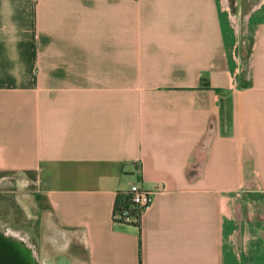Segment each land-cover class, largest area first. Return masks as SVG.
Instances as JSON below:
<instances>
[{
    "label": "crops",
    "instance_id": "1",
    "mask_svg": "<svg viewBox=\"0 0 264 264\" xmlns=\"http://www.w3.org/2000/svg\"><path fill=\"white\" fill-rule=\"evenodd\" d=\"M0 174L40 264H264V0H0Z\"/></svg>",
    "mask_w": 264,
    "mask_h": 264
},
{
    "label": "water",
    "instance_id": "2",
    "mask_svg": "<svg viewBox=\"0 0 264 264\" xmlns=\"http://www.w3.org/2000/svg\"><path fill=\"white\" fill-rule=\"evenodd\" d=\"M0 221V264H40L35 238Z\"/></svg>",
    "mask_w": 264,
    "mask_h": 264
},
{
    "label": "rangeland",
    "instance_id": "3",
    "mask_svg": "<svg viewBox=\"0 0 264 264\" xmlns=\"http://www.w3.org/2000/svg\"><path fill=\"white\" fill-rule=\"evenodd\" d=\"M248 4H252V2ZM249 8L251 9L252 7L249 6ZM29 177V175L4 176L0 174V221L6 223L12 228L19 229L20 231L22 230L24 233H29V231H31V222L25 220L24 216L21 214H16L15 216L14 213H17V210L13 203L14 199L12 195L14 194L10 192V189L17 187L18 193L26 190L27 186H31V182L27 179ZM15 179H17L18 182H16ZM19 213H21L20 210ZM32 233L33 232L31 231V234Z\"/></svg>",
    "mask_w": 264,
    "mask_h": 264
},
{
    "label": "built area",
    "instance_id": "4",
    "mask_svg": "<svg viewBox=\"0 0 264 264\" xmlns=\"http://www.w3.org/2000/svg\"><path fill=\"white\" fill-rule=\"evenodd\" d=\"M126 194L128 195L130 206L121 207L120 212L115 215V218L125 223L136 222L137 220L132 210L136 208L142 213L143 210L148 208L153 198V192L143 190L138 184H132Z\"/></svg>",
    "mask_w": 264,
    "mask_h": 264
},
{
    "label": "trees",
    "instance_id": "5",
    "mask_svg": "<svg viewBox=\"0 0 264 264\" xmlns=\"http://www.w3.org/2000/svg\"><path fill=\"white\" fill-rule=\"evenodd\" d=\"M123 206H125V207L130 206V203H129V200H128V195L127 194H118L117 195V199H116V203H115L114 219L116 221H118V222L125 223L124 221H121V220L115 218V215L120 212L121 207H123ZM132 212H133V214L135 216V219L138 221L139 218H140L141 213L136 208H134L132 210Z\"/></svg>",
    "mask_w": 264,
    "mask_h": 264
},
{
    "label": "flooded vegetation",
    "instance_id": "6",
    "mask_svg": "<svg viewBox=\"0 0 264 264\" xmlns=\"http://www.w3.org/2000/svg\"><path fill=\"white\" fill-rule=\"evenodd\" d=\"M14 231H17L18 233H21V232H19V230H14ZM21 235H22V233H21ZM23 236V235H22ZM35 242H36V240H35Z\"/></svg>",
    "mask_w": 264,
    "mask_h": 264
}]
</instances>
